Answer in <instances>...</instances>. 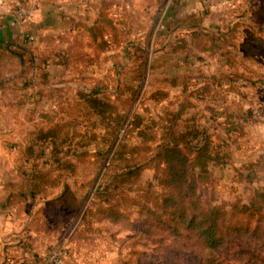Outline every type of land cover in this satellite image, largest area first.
Returning <instances> with one entry per match:
<instances>
[{
	"label": "rangeland",
	"instance_id": "rangeland-1",
	"mask_svg": "<svg viewBox=\"0 0 264 264\" xmlns=\"http://www.w3.org/2000/svg\"><path fill=\"white\" fill-rule=\"evenodd\" d=\"M161 1L0 0V16L7 15L13 29L0 46V183L8 182L10 198L23 199L21 216L25 227L34 223L43 260L61 245L64 264L202 263L206 251L193 234H171L173 222L155 207L163 166L152 158L163 123L153 126L151 116L165 103L151 99L159 88L152 76L164 74L146 69L136 101L127 106L135 88L126 84L137 56L131 43L148 52L149 64L165 57L159 53L163 41L147 42L162 26L148 9L159 8ZM263 3L256 0L254 9L238 11L247 21L231 24L237 45L232 68L218 56L197 53L190 70L182 71L189 76L188 88H167L175 105L187 100L185 118L208 126L214 152L228 154L210 162L200 181L207 197L229 210L220 223L227 233L220 264H264ZM20 7L34 8V16L24 18ZM57 12L63 22L53 15ZM69 47L79 55L74 51L63 62ZM30 63L37 68L29 70ZM200 66L210 69L202 72ZM238 78L246 83L236 84ZM202 84L204 91L197 94ZM94 90L99 93L85 98ZM104 102L141 115L146 135L128 128L130 116L113 137ZM158 114L163 112L156 119ZM227 120L235 126L230 134L224 130ZM117 144L137 149L131 158L115 160ZM134 162L141 165L136 177L112 175Z\"/></svg>",
	"mask_w": 264,
	"mask_h": 264
},
{
	"label": "trees",
	"instance_id": "trees-1",
	"mask_svg": "<svg viewBox=\"0 0 264 264\" xmlns=\"http://www.w3.org/2000/svg\"><path fill=\"white\" fill-rule=\"evenodd\" d=\"M202 20V15L190 14L175 22V25H184L192 29L188 34L189 38L175 35L173 40H169L159 52L165 56L164 59H162V56L151 58L150 64L148 62V52L136 44H131L137 56L133 68L130 69L131 81H127L126 84L127 87H135L136 90L135 88L131 90L127 106L130 107L131 101H136L137 88L143 82L146 69L150 70V74L154 73V71L164 74V76H159L158 74L156 76L153 74L152 76L153 85L159 88L151 92V99L155 103L162 101L165 103L161 110L163 114H158V119L155 116L156 113H161L159 110L155 112V115L151 116L153 126H159V122L163 123V133L158 141L156 153L152 158V160L157 162V165L163 166L160 172L161 176L158 178L161 192L158 200H155V207L161 213L167 214L169 220L173 222L172 226L169 227L171 234L174 236L182 235V231H185L186 235L191 233L202 245V249L206 252L201 264H220L219 248L227 234L223 230H220V223L226 220V213L229 210L220 204L213 203L211 196L207 197L206 195L207 188L200 181L208 176L207 167L210 162L220 160L228 154L226 152H214V147L211 146L212 135L208 131V126L195 121L193 119L194 116L189 115L185 118L186 114L188 115L187 109L189 107L187 100L185 101L186 103L175 105V100H169L167 90L169 87L174 88L178 86H181L183 91L188 88L189 76H184L182 71L190 70L191 65L194 63V58L197 57V53L200 50L208 52V55L218 56L229 67H233L235 64L232 60L233 56L237 55V45L235 46L234 42V26L226 35L218 34L215 30H203L200 27ZM104 22L105 20H101L99 23L104 25ZM99 28L102 29L103 26ZM192 42H194L193 45ZM65 51L63 56L67 58V61L63 62H68L70 57L74 56V51H77L79 55V50H74V47L66 48ZM155 51L153 50L152 52ZM166 60L172 63L166 65ZM33 67L36 69L37 65L34 64ZM34 68H32V64L30 63L28 69ZM222 76L227 78L228 74L225 73ZM203 91L204 86H200L195 92L202 94ZM98 93L97 90H94L91 95L87 94L85 98L94 97ZM93 102H96V99H93ZM104 103H106L104 111H109L112 119L113 125L111 129H113L112 133L113 137H115L126 120L131 116V109L125 107L122 112H119L117 106L114 105V108L110 102ZM104 118L110 120L108 116H104ZM131 119L133 120L127 123L128 128H131V131L133 129L139 131V136L146 135L141 130V115L134 113ZM224 126L227 134L235 131L234 124L228 120L224 122ZM150 129L156 130L155 127H151ZM117 145L115 160L131 158L136 151L135 149H137L133 145ZM140 166L137 162L123 164L120 170H117L118 173L114 172L112 175L124 174L127 178L136 177ZM40 179L38 178L39 182ZM23 202V199H20L18 196H12L9 199V204L18 206L19 213L22 212ZM29 225L34 227V223L29 222Z\"/></svg>",
	"mask_w": 264,
	"mask_h": 264
},
{
	"label": "crops",
	"instance_id": "crops-1",
	"mask_svg": "<svg viewBox=\"0 0 264 264\" xmlns=\"http://www.w3.org/2000/svg\"><path fill=\"white\" fill-rule=\"evenodd\" d=\"M255 1L256 0H232L233 3L231 7H217L213 11L205 12L203 10L202 0H163L159 8L155 9L150 7L148 9L150 13H154L152 17L155 21L159 18V22H162V26L154 35L152 34L150 36L148 34L147 42L153 38L152 42L157 40L159 42L163 41L162 44L165 45L169 40L172 41L175 35L183 36L188 39V34L192 29L184 25H175V22H178L180 19L190 14L203 16L200 26L203 30H215L218 34L226 35L230 32L233 21H247L244 14L240 15L237 14V12L240 10L244 11L246 8L248 10L251 8L254 9ZM262 6L264 7V3ZM59 9L60 8L57 7L56 10L58 11ZM53 15L59 17L57 20L58 23L63 22V20H60L61 12L53 13ZM0 18L2 19V22L0 20L1 46L12 37L13 29L11 25H9L12 22L7 15L0 16ZM147 23H150V21H147ZM153 24L155 25L154 22ZM153 24L152 29L154 31ZM220 24L223 25L222 28H220ZM131 44L137 45V43ZM198 53L208 55L206 51L200 50ZM223 65H226L227 69L232 68L225 63ZM199 69L207 73L210 67L204 68L200 66ZM202 77H205L204 73ZM201 86H203V84ZM6 183L8 182H5V180L0 183L2 184L0 185V264H16L19 262H23V264H47L46 258H44V260L42 258L44 254V245L39 239L40 235L37 236L36 230L29 224L25 227L26 224L21 216V212H18V206L9 204L10 191H8Z\"/></svg>",
	"mask_w": 264,
	"mask_h": 264
},
{
	"label": "built area",
	"instance_id": "built-area-1",
	"mask_svg": "<svg viewBox=\"0 0 264 264\" xmlns=\"http://www.w3.org/2000/svg\"><path fill=\"white\" fill-rule=\"evenodd\" d=\"M232 0H202L203 10L205 12L213 11L217 7H231ZM21 14L24 15V18L28 19L29 17L34 16V8L23 9L21 8ZM236 84L244 85L246 82L240 78L235 81ZM66 249L61 246H54L47 252L46 263L47 264H64V259L66 255ZM16 264H23L16 263Z\"/></svg>",
	"mask_w": 264,
	"mask_h": 264
},
{
	"label": "water",
	"instance_id": "water-1",
	"mask_svg": "<svg viewBox=\"0 0 264 264\" xmlns=\"http://www.w3.org/2000/svg\"><path fill=\"white\" fill-rule=\"evenodd\" d=\"M20 56V58H21V55H19ZM21 62H22V64H23V61H22V59H21Z\"/></svg>",
	"mask_w": 264,
	"mask_h": 264
}]
</instances>
